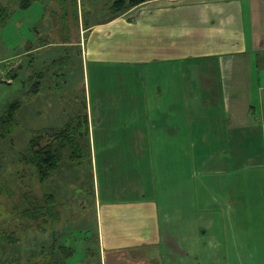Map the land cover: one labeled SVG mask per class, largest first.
<instances>
[{
	"label": "crops",
	"instance_id": "0c3cea01",
	"mask_svg": "<svg viewBox=\"0 0 264 264\" xmlns=\"http://www.w3.org/2000/svg\"><path fill=\"white\" fill-rule=\"evenodd\" d=\"M80 31L95 73L83 264L262 262L264 0H149ZM55 176L70 203L76 181Z\"/></svg>",
	"mask_w": 264,
	"mask_h": 264
},
{
	"label": "rangeland",
	"instance_id": "374dc122",
	"mask_svg": "<svg viewBox=\"0 0 264 264\" xmlns=\"http://www.w3.org/2000/svg\"><path fill=\"white\" fill-rule=\"evenodd\" d=\"M111 3L112 0H34L23 9L17 0H0V8L7 12L0 14V115L9 103L21 101L15 133L11 139L0 137V264H27L29 259L41 257L51 245L61 242L62 231L67 228L72 229L73 236L67 244L75 250L69 260L83 264V247L95 232L87 143L81 146L83 156L77 161L61 162L55 173L63 188L65 182L76 181L72 192L77 195L70 203H64L59 195L56 222L33 221L27 228L23 225L28 219L21 218L15 206L23 191L31 189L41 196L42 185L34 170L20 162L18 152L44 129H59L70 119L87 116L88 81L94 90L95 73L80 47L73 43L79 41L86 23L113 14ZM111 77L110 73L107 78ZM248 147L245 145V151ZM252 154L242 152L241 161L250 165L262 160ZM247 169L239 173L245 175ZM8 237H17V241L11 243ZM257 259L263 262L257 264H264V257Z\"/></svg>",
	"mask_w": 264,
	"mask_h": 264
},
{
	"label": "trees",
	"instance_id": "16d2710c",
	"mask_svg": "<svg viewBox=\"0 0 264 264\" xmlns=\"http://www.w3.org/2000/svg\"><path fill=\"white\" fill-rule=\"evenodd\" d=\"M21 8H28L34 0H17ZM149 0H112V15L117 16L129 9ZM77 3V0H76ZM7 15L4 7L0 8V14ZM21 108V101L15 100L9 103L2 115H0V137L12 138L18 127L17 113ZM75 119V118H74ZM88 121L87 116L69 120L59 129H44L34 135L28 146L18 152V159L34 170L42 185V194L38 196L29 189L20 193V201L16 204L19 215L28 219L24 228L30 226V222L39 221L46 224L56 222L59 217V195L55 191L54 176L61 162L77 161L82 155L81 146L87 143ZM3 186V185H2ZM9 238V237H8ZM17 237H12L11 243L16 242ZM73 254V248L62 244L51 245L41 257L29 259L27 264H67L66 260ZM11 264H19L15 261ZM26 264V263H24Z\"/></svg>",
	"mask_w": 264,
	"mask_h": 264
}]
</instances>
